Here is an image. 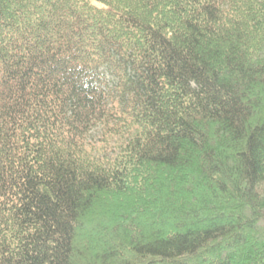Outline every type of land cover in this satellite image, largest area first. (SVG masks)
I'll return each mask as SVG.
<instances>
[{
  "label": "trees",
  "instance_id": "trees-1",
  "mask_svg": "<svg viewBox=\"0 0 264 264\" xmlns=\"http://www.w3.org/2000/svg\"><path fill=\"white\" fill-rule=\"evenodd\" d=\"M0 264H264V0H0Z\"/></svg>",
  "mask_w": 264,
  "mask_h": 264
},
{
  "label": "rangeland",
  "instance_id": "rangeland-1",
  "mask_svg": "<svg viewBox=\"0 0 264 264\" xmlns=\"http://www.w3.org/2000/svg\"><path fill=\"white\" fill-rule=\"evenodd\" d=\"M108 78L110 80L111 85H113L117 81L116 76L113 75V74H109L108 75ZM98 137H100V129L99 128H96V129H94L92 131L91 138L92 139H98Z\"/></svg>",
  "mask_w": 264,
  "mask_h": 264
}]
</instances>
